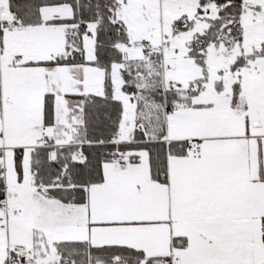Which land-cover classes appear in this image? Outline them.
<instances>
[{
  "label": "snow or ice",
  "instance_id": "1",
  "mask_svg": "<svg viewBox=\"0 0 264 264\" xmlns=\"http://www.w3.org/2000/svg\"><path fill=\"white\" fill-rule=\"evenodd\" d=\"M0 264H264V0H0Z\"/></svg>",
  "mask_w": 264,
  "mask_h": 264
}]
</instances>
